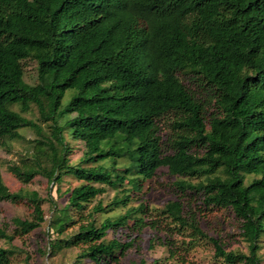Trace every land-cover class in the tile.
Masks as SVG:
<instances>
[{"label": "trees", "instance_id": "obj_1", "mask_svg": "<svg viewBox=\"0 0 264 264\" xmlns=\"http://www.w3.org/2000/svg\"><path fill=\"white\" fill-rule=\"evenodd\" d=\"M0 150L16 156L0 163L21 184L12 191L0 173V203L29 210L11 219V233L0 228V264L22 251L16 237L45 223L46 256L78 247L72 264L117 260L137 236L122 243L109 231L157 226L145 202L129 203L159 170L174 179L161 181L170 192L230 210L247 253L226 251L180 200L156 216L191 244L207 238L222 264H261L264 0H0ZM36 177L66 202L25 188ZM66 178L76 185L62 191ZM106 188L120 195L88 208ZM116 208L125 211L97 220Z\"/></svg>", "mask_w": 264, "mask_h": 264}, {"label": "rangeland", "instance_id": "obj_2", "mask_svg": "<svg viewBox=\"0 0 264 264\" xmlns=\"http://www.w3.org/2000/svg\"><path fill=\"white\" fill-rule=\"evenodd\" d=\"M23 66L25 81L30 84L35 83V62L27 60L24 62ZM185 85L189 89H193L197 94L194 87L187 83H185ZM163 123L164 122L160 124L161 131L166 133L168 126ZM24 134L28 139L32 138L30 132L25 131ZM79 148V144H76V149L70 156V161L72 163H75L81 155ZM15 149L20 150V146L15 144ZM15 158L16 156L13 154H6L4 151L0 150V161ZM0 173L4 182L12 191H16L21 187V184L7 172L2 163H0ZM163 180L170 182L174 179L167 177L163 170H159L153 182L151 184H147V182L144 183L141 193L135 195L129 203L130 206L135 207L140 202H145L150 209V213H148L146 217L151 218L152 222H157L156 228L146 227L141 231H130V236H127L129 230L126 229L109 231L106 236L108 240L117 239L123 243L130 241L134 236H137V239L130 248L124 251L122 256H118L117 260L110 261L108 264H139L141 261H143L144 264H154L156 261L160 264H171L172 260H165L168 254L166 248L161 245V241H164V239H167L168 244H170L172 250L175 251L178 264H222L214 257V247L207 238H201L191 244L190 238L187 236L186 232L180 233L177 229L173 227L170 228L165 219L155 215L154 209H161L165 203L171 200H180L184 203L185 208L190 209L199 220L203 231L206 232L208 236L216 238L226 251L247 253L246 243L241 237L240 221L230 210L218 208L207 209L202 205L199 196H184L182 194L172 193L161 186V181ZM75 185L76 183L74 180L66 178V182L63 184L61 190L64 191L66 188L74 187ZM25 188L37 191L39 195L45 199L51 196L59 204H64L66 202L65 197L57 199L54 189H52L50 193L46 180L41 177H36L33 182L28 184ZM116 194L118 193L106 188L103 194L97 196L96 199L89 204L88 208L92 207L97 202L107 205L113 200ZM43 209L45 218L48 221L50 209L47 202H44ZM124 211L125 208H116L111 212L97 215V220L101 222L108 217L114 219ZM28 213L29 210L23 203L16 205L0 203V228H4L7 233H11V219L13 217H27ZM46 227L47 223L43 224L42 230H35L26 236L16 237L12 244L22 251H15L10 257L9 264H72L75 260L77 251H79L78 247L71 250L62 249L50 257L43 254L48 239L43 231ZM53 236L55 237V235ZM156 238H161V241L157 242V240L152 242L156 240ZM260 245L261 249L259 251V256L261 258V264H264V239H262ZM0 246H7L2 239H0ZM26 256H28V259Z\"/></svg>", "mask_w": 264, "mask_h": 264}]
</instances>
